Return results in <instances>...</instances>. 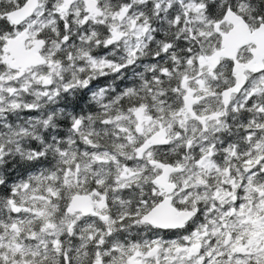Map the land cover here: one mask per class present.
I'll return each instance as SVG.
<instances>
[{"label":"snow or ice","instance_id":"6c2138e0","mask_svg":"<svg viewBox=\"0 0 264 264\" xmlns=\"http://www.w3.org/2000/svg\"><path fill=\"white\" fill-rule=\"evenodd\" d=\"M0 264H264V0H0Z\"/></svg>","mask_w":264,"mask_h":264}]
</instances>
